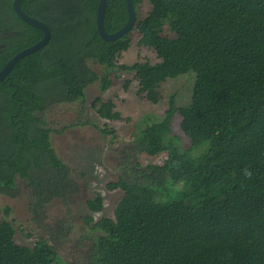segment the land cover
I'll use <instances>...</instances> for the list:
<instances>
[{
    "label": "trees",
    "instance_id": "1",
    "mask_svg": "<svg viewBox=\"0 0 264 264\" xmlns=\"http://www.w3.org/2000/svg\"><path fill=\"white\" fill-rule=\"evenodd\" d=\"M13 1L0 0V71L44 35L17 15ZM132 1L137 17L140 5L151 4L133 30L140 45L156 51V63L118 62L133 30L104 40L99 0L21 2L52 35L0 82V191L16 196L18 178L26 181L34 219L57 199L70 205L80 189L52 145L48 110L78 103V122H90L82 120L86 89L100 80L107 91L113 70L134 72L139 94L152 103L169 78L193 71L190 103L178 106L172 96L165 116L118 152L121 174L106 188L123 194L113 218L85 216L93 235L87 263L264 264V0ZM127 21L126 0H107V32ZM90 60L104 67L103 75ZM91 107L101 118H123L111 99L97 97ZM175 114L187 146L172 130ZM100 129L105 136L113 131ZM164 152L163 164L138 160ZM86 205L101 212L103 195L96 192ZM15 234L11 221L0 222V264H65L45 238L27 246Z\"/></svg>",
    "mask_w": 264,
    "mask_h": 264
},
{
    "label": "rangeland",
    "instance_id": "2",
    "mask_svg": "<svg viewBox=\"0 0 264 264\" xmlns=\"http://www.w3.org/2000/svg\"><path fill=\"white\" fill-rule=\"evenodd\" d=\"M150 9L151 4L145 1L139 6L138 18L143 19ZM130 39V48L118 58L120 64H133L145 59L152 63L159 61L153 48L139 44V31L133 30ZM89 65L99 76L103 75L102 65L92 60ZM110 78L113 84L105 92L100 90V80L86 89L85 114L82 120L90 122H78V103L58 104L50 108L46 115L50 127L54 130L51 133L52 145L59 157L72 169L71 176L80 189L70 205L57 199L39 213L38 219H34L29 209L32 194L26 181L18 178L16 196L11 197L0 191V222L4 219L12 222L16 229V242L33 246L39 238H45L55 246L65 264H88L87 255L93 235L85 221L86 215H92L95 220L114 217L115 208L123 192L119 189L110 191L106 186L110 181H116L121 174L118 152L129 146L140 128L165 116L172 96L178 106L188 105L196 74L190 71L169 78L160 86L158 103H152L144 94H139L138 79L134 72L113 70ZM97 97L105 101L113 100L123 118H101L91 107L92 101ZM180 121L181 117L175 114L172 130L187 146L189 139L181 130ZM75 122L79 124L73 125ZM105 126L113 130L107 136L100 129ZM166 157V152L154 156L143 153L138 156V160L143 165L163 164ZM96 192H100L104 197V209L101 212H91L86 205V200Z\"/></svg>",
    "mask_w": 264,
    "mask_h": 264
},
{
    "label": "water",
    "instance_id": "3",
    "mask_svg": "<svg viewBox=\"0 0 264 264\" xmlns=\"http://www.w3.org/2000/svg\"><path fill=\"white\" fill-rule=\"evenodd\" d=\"M23 0H14L13 1V8L17 15L24 20L26 23L41 29L44 32V35L40 41L37 43L23 49L16 55H14L7 63L6 65L2 68L0 71V82H2L8 74L12 71L14 66L24 57L38 51L39 49L43 48L51 39V29L50 27L44 23L43 21L34 18L27 14L23 8L21 7V2ZM127 4V10H128V21L127 23L118 31H115L113 33L107 32L105 28V14H106V6H107V0H99L98 3V8H97V28L99 31L100 36L106 40V41H115L124 35L130 33L134 27L137 24V12L136 9L133 5L132 0H126Z\"/></svg>",
    "mask_w": 264,
    "mask_h": 264
}]
</instances>
